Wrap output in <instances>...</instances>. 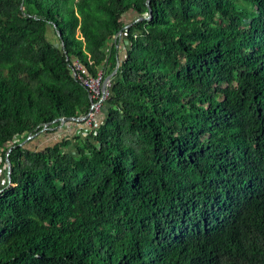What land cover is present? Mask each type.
I'll list each match as a JSON object with an SVG mask.
<instances>
[{"label":"trees","instance_id":"1","mask_svg":"<svg viewBox=\"0 0 264 264\" xmlns=\"http://www.w3.org/2000/svg\"><path fill=\"white\" fill-rule=\"evenodd\" d=\"M3 167L0 264H264V0H0Z\"/></svg>","mask_w":264,"mask_h":264},{"label":"rangeland","instance_id":"2","mask_svg":"<svg viewBox=\"0 0 264 264\" xmlns=\"http://www.w3.org/2000/svg\"><path fill=\"white\" fill-rule=\"evenodd\" d=\"M135 19L134 15H130L126 17L125 22L130 24L132 23V21ZM49 38L52 39L55 43L57 42L56 40V36L54 35V32L52 29H49V34H48ZM123 44H119L118 46V52H119V56L120 58H122V56H124V52H123ZM80 66V65H78ZM81 67V66H80ZM114 72L111 73V75ZM99 77H101V70L98 72ZM104 76V80L102 81V83H99V87L102 86V84L105 82V80L109 77L112 76ZM108 88V87H107ZM99 113H101V109L99 111ZM101 118V115L98 114L96 118ZM78 122V121H77ZM80 122V120H79ZM81 123V124H80ZM78 123V125L76 124H70V123H65L62 126L58 127L55 131H51L50 133L47 132H42L40 133L38 136H34V137H30V141L26 144V146L29 149L32 150H39V149H43L47 146H51L53 144H55L56 142H58L59 140L66 138L67 139H72L76 136H81L82 134V129L85 128L87 129V124L88 121H82ZM84 136V135H83ZM82 136V137H83ZM6 177H5V168H1L0 170V186H2L4 184Z\"/></svg>","mask_w":264,"mask_h":264},{"label":"built area","instance_id":"3","mask_svg":"<svg viewBox=\"0 0 264 264\" xmlns=\"http://www.w3.org/2000/svg\"><path fill=\"white\" fill-rule=\"evenodd\" d=\"M78 65L79 64H75V69L81 70V67ZM76 77L79 79L82 85L87 88V90L89 91L91 95V99L96 101V103L91 105L90 111L88 115L86 116V118L79 119L80 122L88 121L87 127L89 128L91 124L97 119L96 117L99 114L101 105L108 97L107 87H109V82L107 83L104 82L105 87L103 90L104 83L102 84L101 87H99V83H101V79H102V74H101V77H99L98 75L96 79H93V78L85 79V78H82L80 75H77ZM80 122H77V123H80Z\"/></svg>","mask_w":264,"mask_h":264},{"label":"water","instance_id":"4","mask_svg":"<svg viewBox=\"0 0 264 264\" xmlns=\"http://www.w3.org/2000/svg\"><path fill=\"white\" fill-rule=\"evenodd\" d=\"M150 14H151V10H150ZM120 34H121V33H120ZM110 79H111V77L107 78V79L105 80V83L109 82ZM105 83L103 84V90H104V87H105ZM68 121H73V119H71V118H70V119H69V118H63V119H61V122H62V123H64V122H68ZM77 121L79 122V120H77ZM77 121H76V122H77ZM27 140H29V138H28ZM27 140H26V141H27ZM26 141H25V142H26ZM25 142H24V143H25ZM9 151H10V150H9ZM5 162H6V170H7V179H8V182H9V180H10V176H9V175H10V168H11V167H10V162H9L8 159H6Z\"/></svg>","mask_w":264,"mask_h":264}]
</instances>
